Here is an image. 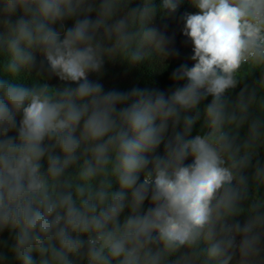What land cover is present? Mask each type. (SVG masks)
Wrapping results in <instances>:
<instances>
[{
  "label": "clouds",
  "instance_id": "clouds-1",
  "mask_svg": "<svg viewBox=\"0 0 264 264\" xmlns=\"http://www.w3.org/2000/svg\"><path fill=\"white\" fill-rule=\"evenodd\" d=\"M182 2L0 0V233L20 264H264V0H187L183 86L90 79L178 54Z\"/></svg>",
  "mask_w": 264,
  "mask_h": 264
},
{
  "label": "trees",
  "instance_id": "trees-1",
  "mask_svg": "<svg viewBox=\"0 0 264 264\" xmlns=\"http://www.w3.org/2000/svg\"><path fill=\"white\" fill-rule=\"evenodd\" d=\"M157 3H159V0H157ZM196 11L197 9L192 7L187 2V0H183L177 13L171 19L166 21L169 25V34H175L174 48L176 50V53L178 54H174L164 60H161L158 57H152L140 63L139 65L131 67L119 61L106 62L102 76L98 78L95 74H93L90 76V79H99V82L103 84L105 91L112 89H116L119 91H128L133 87H139L149 90L159 89L167 92L171 89H174L175 87L183 86V84H185L187 81H173L171 79V73L181 64H186L187 66L191 67L194 61L190 59L192 55L191 42L182 34L183 21L180 19V17L186 12L195 13ZM92 15L94 18V14ZM72 23V21H68L66 22V26L70 27L72 26ZM161 23L162 22L160 21V19L157 18V26H159ZM40 59L41 58L39 57V55H37V67L39 65ZM36 70V68H33L31 74L23 73L22 76L14 82L30 86L32 83V79L35 76ZM258 77L259 72L257 71L253 78ZM48 82L53 86H58L60 84V81L56 77L50 78ZM238 92L239 86L231 93L232 98H234ZM210 101L211 97H207L198 106L201 112V119L198 120L193 127V136L196 134H203V109L207 106L208 103H210ZM188 114L193 115L195 113L193 111ZM178 130H182V128ZM245 131L246 128L242 130V136ZM157 151L159 154H163V144ZM261 156L264 157V150L261 151ZM190 162L191 158L186 161V163ZM116 187L118 186H114V189ZM242 220L243 217H241V221ZM10 245L11 239L9 233L7 231L0 233V253H4L7 256L5 264H20V262L17 261L14 255L9 251Z\"/></svg>",
  "mask_w": 264,
  "mask_h": 264
}]
</instances>
